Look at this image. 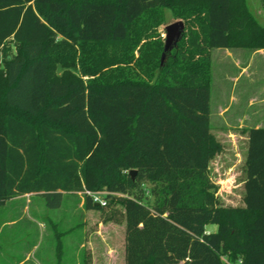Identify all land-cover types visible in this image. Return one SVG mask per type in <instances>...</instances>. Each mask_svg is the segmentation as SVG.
<instances>
[{
  "label": "trees",
  "instance_id": "obj_1",
  "mask_svg": "<svg viewBox=\"0 0 264 264\" xmlns=\"http://www.w3.org/2000/svg\"><path fill=\"white\" fill-rule=\"evenodd\" d=\"M260 3L261 22L248 0H0V207L83 198L124 222L125 264H264V127L243 208L209 174L211 52L264 50ZM165 11L185 30L161 64Z\"/></svg>",
  "mask_w": 264,
  "mask_h": 264
},
{
  "label": "rangeland",
  "instance_id": "obj_2",
  "mask_svg": "<svg viewBox=\"0 0 264 264\" xmlns=\"http://www.w3.org/2000/svg\"><path fill=\"white\" fill-rule=\"evenodd\" d=\"M248 3L261 22L260 0H248ZM176 21L165 11V24L158 28L163 39L165 26ZM211 61V133L222 150L210 161L209 174L217 187L220 205L243 208L247 130L264 127V50L215 49L211 52ZM94 193L100 197L106 195L105 191ZM26 200L7 201L0 209V223L10 220L3 226L0 224L1 261L6 264H90L91 261L105 264L99 249L79 248L85 238L97 243L91 233L102 219L98 211L83 210L73 198L56 209L48 208L41 196L34 195L28 203ZM115 225L111 231L115 257L109 262L124 264L122 226ZM215 230V225L206 226L207 232Z\"/></svg>",
  "mask_w": 264,
  "mask_h": 264
},
{
  "label": "crops",
  "instance_id": "obj_3",
  "mask_svg": "<svg viewBox=\"0 0 264 264\" xmlns=\"http://www.w3.org/2000/svg\"><path fill=\"white\" fill-rule=\"evenodd\" d=\"M32 197H34V195H25V196H22V197H18V198H15V199H12L10 201H15V200H19V199H25L27 198V203L28 201H30L29 199H31ZM73 198V197H71ZM75 199V198H73ZM80 204V208H83L84 209V200L83 198L80 199L79 202H77V204ZM3 207V206H2ZM1 209V207H0ZM7 210H12V209H7ZM86 211H89V210H86ZM96 211V210H94ZM100 214V213H99ZM8 222H10V220H2L1 221V226L7 224ZM85 223V222H83ZM115 224L117 223H113V222H103L102 220L101 221H98L97 222V226L94 227V230L93 232L91 233L93 237L96 238V241L97 243L94 244L93 242H89L87 240V238H85V242L83 241L82 243H80L79 245V248L82 249V248H85L88 249V250H91V251H94V250H98L100 252V255L105 259V264H111L112 262H109V259L111 258H114L115 255H113L115 253V251L113 250V247H112V238H113V234H111L115 228ZM118 224H121L120 226H122V250H124V236H125V224L124 222L122 223H118ZM0 232H1V228H0ZM109 238H111V240H108ZM88 241V243H87ZM0 264H6L5 261H1L0 260ZM85 264H87L85 262ZM90 264H95L94 262L91 261ZM113 264V263H112ZM118 264H121V261L118 263ZM124 264H125V259H124Z\"/></svg>",
  "mask_w": 264,
  "mask_h": 264
},
{
  "label": "water",
  "instance_id": "obj_4",
  "mask_svg": "<svg viewBox=\"0 0 264 264\" xmlns=\"http://www.w3.org/2000/svg\"><path fill=\"white\" fill-rule=\"evenodd\" d=\"M185 30V24L183 21L178 20L173 22L167 26H165V36H164V46H163V54L161 56V64L163 63L165 56L172 49L177 47V44L181 40ZM129 175L132 179H134L136 175V171H130ZM99 206L98 204H95Z\"/></svg>",
  "mask_w": 264,
  "mask_h": 264
},
{
  "label": "built area",
  "instance_id": "obj_5",
  "mask_svg": "<svg viewBox=\"0 0 264 264\" xmlns=\"http://www.w3.org/2000/svg\"><path fill=\"white\" fill-rule=\"evenodd\" d=\"M86 194L91 197L92 202L94 204H98L99 206H105L106 205V201L104 200V197H100L98 194L92 193V192H86Z\"/></svg>",
  "mask_w": 264,
  "mask_h": 264
}]
</instances>
